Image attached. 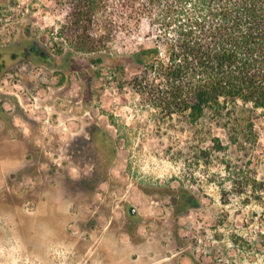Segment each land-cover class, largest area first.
Wrapping results in <instances>:
<instances>
[{
    "label": "rangeland",
    "instance_id": "374dc122",
    "mask_svg": "<svg viewBox=\"0 0 264 264\" xmlns=\"http://www.w3.org/2000/svg\"><path fill=\"white\" fill-rule=\"evenodd\" d=\"M110 9L89 51L65 0H0V264H264V112L235 144L160 106L135 81L158 31ZM34 42L50 63L10 58Z\"/></svg>",
    "mask_w": 264,
    "mask_h": 264
},
{
    "label": "trees",
    "instance_id": "16d2710c",
    "mask_svg": "<svg viewBox=\"0 0 264 264\" xmlns=\"http://www.w3.org/2000/svg\"><path fill=\"white\" fill-rule=\"evenodd\" d=\"M65 1L75 17V46L97 48L91 23L109 14L111 0ZM117 1L123 24L147 19L158 31L154 45L135 54L144 66L135 76L140 90L192 121L213 117L216 126L236 130V144V118L264 112V0Z\"/></svg>",
    "mask_w": 264,
    "mask_h": 264
},
{
    "label": "flooded vegetation",
    "instance_id": "af4514ba",
    "mask_svg": "<svg viewBox=\"0 0 264 264\" xmlns=\"http://www.w3.org/2000/svg\"><path fill=\"white\" fill-rule=\"evenodd\" d=\"M21 51L22 52L20 54L12 53L10 55V58L13 61H18L20 60V58H22V60L27 61L29 63H31L32 60L36 58L45 63H50L52 60V55L49 53V51L45 47L38 44V42H34L33 44L29 45L25 49H22ZM8 61V52L0 50V73H2L8 68ZM130 211L133 216H136L138 214L137 210L135 213L132 212V209Z\"/></svg>",
    "mask_w": 264,
    "mask_h": 264
},
{
    "label": "water",
    "instance_id": "95a60500",
    "mask_svg": "<svg viewBox=\"0 0 264 264\" xmlns=\"http://www.w3.org/2000/svg\"><path fill=\"white\" fill-rule=\"evenodd\" d=\"M132 212H133V213H135V212H136L135 208H132Z\"/></svg>",
    "mask_w": 264,
    "mask_h": 264
}]
</instances>
